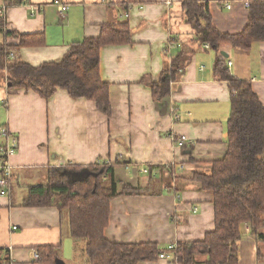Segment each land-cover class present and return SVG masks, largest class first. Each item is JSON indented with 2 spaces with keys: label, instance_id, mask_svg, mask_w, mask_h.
Instances as JSON below:
<instances>
[{
  "label": "crops",
  "instance_id": "obj_1",
  "mask_svg": "<svg viewBox=\"0 0 264 264\" xmlns=\"http://www.w3.org/2000/svg\"><path fill=\"white\" fill-rule=\"evenodd\" d=\"M56 1L69 6L66 19L60 17ZM186 1L28 0L23 5L22 0H0V7H9L0 18V45L15 46L11 59L33 67L60 62L72 45L99 37L105 24L127 21L132 35L130 44L101 51V74L110 86L113 108L109 117L96 103L74 99L65 90L58 89L48 101L33 91H9L0 71V129L19 140L10 160L12 192L0 195V250L8 254L6 264H41L34 256L45 246L61 247L58 264H72L71 252L78 245L86 255V244L71 238L59 208L24 205L29 187L46 184L48 170L61 166L86 168L105 162L115 165L121 185L142 190L111 202L105 232L113 243H155L166 249L201 241L215 230L212 195L192 179L195 173L210 175L229 148L232 92L216 75L214 63L221 53L227 55L232 62L227 70L250 82L264 104V42L248 51L230 44L218 52L201 46L186 22ZM231 1L228 9L225 2L212 0L210 14L220 32L239 34L250 13L244 1ZM125 5L131 8L128 17L122 16ZM19 35L35 36L38 45L18 47ZM185 52L189 60L172 83L170 96L154 100L146 83L158 81L171 60ZM173 137L189 141L181 147ZM171 164L175 167L169 171ZM180 166L185 169L179 171ZM143 168L152 172L141 173ZM242 228L239 264H259V242L248 224Z\"/></svg>",
  "mask_w": 264,
  "mask_h": 264
},
{
  "label": "trees",
  "instance_id": "obj_2",
  "mask_svg": "<svg viewBox=\"0 0 264 264\" xmlns=\"http://www.w3.org/2000/svg\"><path fill=\"white\" fill-rule=\"evenodd\" d=\"M211 1L187 0L183 4L186 22L201 46L208 45L218 52L223 45L230 44L236 50L248 51L255 43L264 42V0H242L249 3L250 14L245 29L239 34H224L215 28L209 9ZM128 6L125 5L127 12ZM101 31L96 39L72 45L60 62L44 63L40 67L13 61L9 56L15 46L0 45V71L8 90L33 91L46 101L58 89L65 90L74 99L96 103L100 112L111 116L110 86L101 74V51L111 45L130 44L132 35L127 21L105 24ZM36 39L21 35L18 47L37 46ZM187 55L185 52L174 57L158 81L146 83L154 100L162 101L170 96L172 83L189 60ZM214 71L232 92L229 148L225 158L214 163L210 175L195 173L192 179L212 195L215 230L201 241L179 242L173 254L176 264H239L242 226L248 224L259 242L260 264L264 263V104L250 82L234 77L220 57L214 63ZM114 166L100 161L86 168L72 165L51 168L46 184L29 187L24 205L59 208L63 223L68 221L71 238L85 241L90 264L158 261L159 255L168 248L155 243H113L106 237L111 202L122 195L142 194V190L130 184L121 185L115 177ZM60 253V246L38 248V262L58 264ZM202 257L206 259L200 260ZM7 261L8 254L0 250V264Z\"/></svg>",
  "mask_w": 264,
  "mask_h": 264
},
{
  "label": "built area",
  "instance_id": "obj_3",
  "mask_svg": "<svg viewBox=\"0 0 264 264\" xmlns=\"http://www.w3.org/2000/svg\"><path fill=\"white\" fill-rule=\"evenodd\" d=\"M217 2H225L226 7L228 9L232 8V1L231 0H213ZM28 0H22V4H27ZM58 6L59 15L61 18L66 19L67 11L69 9V6L63 3H60L58 1L55 2ZM246 6L249 8V3L245 2ZM32 7V6H31ZM9 7L2 6L0 7V18H4L7 10ZM36 12L35 7L33 8ZM131 9V8H130ZM128 12H124L122 15L123 17H128ZM205 48H209L208 45L205 46ZM10 58L13 57V54L9 56ZM219 57L227 63V67H230L232 65V62L228 60L227 55L221 53ZM0 134H2L4 138V144L0 146V195L8 197L11 194V189L14 181V170L12 162H10L11 158L18 152L19 150V140L15 134H11L8 130L1 128ZM173 140L180 145L181 147H184L186 143L189 141L187 137L178 138L173 137ZM175 167V164H171V166L167 167L169 171L173 170ZM185 169V166H180L178 168L179 171H182ZM141 173L149 174L148 168L141 169ZM16 230V228H14ZM177 245L173 244L172 246L168 247V251H165L159 255V259H166L171 262V264H176L174 254L173 252L176 250ZM35 258H39V255L35 253Z\"/></svg>",
  "mask_w": 264,
  "mask_h": 264
},
{
  "label": "rangeland",
  "instance_id": "obj_4",
  "mask_svg": "<svg viewBox=\"0 0 264 264\" xmlns=\"http://www.w3.org/2000/svg\"><path fill=\"white\" fill-rule=\"evenodd\" d=\"M82 243H85V241H82ZM71 254L74 256L72 264H90L84 253V246L78 245L76 248V252L73 251L71 252Z\"/></svg>",
  "mask_w": 264,
  "mask_h": 264
}]
</instances>
